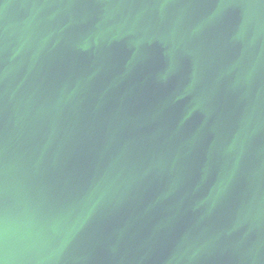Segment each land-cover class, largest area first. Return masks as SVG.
I'll use <instances>...</instances> for the list:
<instances>
[{"label":"water","instance_id":"95a60500","mask_svg":"<svg viewBox=\"0 0 264 264\" xmlns=\"http://www.w3.org/2000/svg\"><path fill=\"white\" fill-rule=\"evenodd\" d=\"M3 264H264V0H0Z\"/></svg>","mask_w":264,"mask_h":264},{"label":"clouds","instance_id":"9594fccd","mask_svg":"<svg viewBox=\"0 0 264 264\" xmlns=\"http://www.w3.org/2000/svg\"><path fill=\"white\" fill-rule=\"evenodd\" d=\"M10 240L24 244L28 240V234L15 228H0V245ZM0 264H3V261H0Z\"/></svg>","mask_w":264,"mask_h":264}]
</instances>
